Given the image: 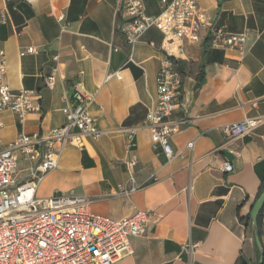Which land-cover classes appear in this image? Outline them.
Listing matches in <instances>:
<instances>
[{"label": "crops", "instance_id": "0c3cea01", "mask_svg": "<svg viewBox=\"0 0 264 264\" xmlns=\"http://www.w3.org/2000/svg\"><path fill=\"white\" fill-rule=\"evenodd\" d=\"M117 2L0 0L6 82L16 92H38L41 104L23 122L14 111L0 110V147L22 132L64 126L63 108L81 83L102 136L83 138L82 146L56 144L59 165L40 182L38 195L82 196L92 212L114 219L150 211L144 234L132 238L134 254L115 264H257L253 226L247 230L241 218L251 215L264 186V0H199L215 26L247 32V53L242 59L237 48L211 47L210 28L199 41L180 42L175 56L183 93L171 119L184 123L171 142L184 156L171 159L153 149L147 123L166 56L164 34L152 27L132 48ZM144 3L150 15L162 11L161 0ZM29 46L37 51L22 55ZM114 72L121 78L107 79ZM51 74L52 89L44 83ZM254 117L263 121L252 132L227 136V124ZM224 161L233 171L223 169ZM261 240L264 248V234Z\"/></svg>", "mask_w": 264, "mask_h": 264}, {"label": "built area", "instance_id": "2783aa9c", "mask_svg": "<svg viewBox=\"0 0 264 264\" xmlns=\"http://www.w3.org/2000/svg\"><path fill=\"white\" fill-rule=\"evenodd\" d=\"M161 4L162 11L150 15L144 0H118L116 11L124 20L122 30L132 48L152 27L164 34L166 56L156 76V104L147 114V123L153 149H161L171 159L184 156L171 142L184 123L171 119L183 93L184 76L175 56L180 42L199 41L201 31L210 28L211 47L237 48L243 59L248 37L247 32L234 33L215 26V19L207 14L199 0H161ZM57 19L64 22L65 15L60 14ZM36 51L35 46H29L21 54ZM7 68V54L0 50V110L14 111L23 122L28 113L41 111L40 96L34 90H12L5 79ZM112 77L121 78V74L111 73L107 79ZM44 83L54 88L55 74L45 77ZM73 96L74 100L63 108L67 119L64 126L49 132H22L14 141L0 147V264H115L134 254L132 238L143 235L146 230L150 211L138 210L114 219L92 212L89 201L82 196L61 192L48 197L38 195L40 182L59 165L61 151L56 144L61 148L82 146L83 138L98 140L102 136L81 83L77 84ZM262 121V117L246 118L227 124L224 130L228 137L239 136L252 132ZM134 132L128 134L129 146L133 145ZM193 147V140L186 144L190 150ZM135 163L133 158L127 164ZM223 169L233 171L232 162L224 161ZM152 177L158 180L155 174ZM138 187L121 186V191ZM196 245L189 244L188 248Z\"/></svg>", "mask_w": 264, "mask_h": 264}, {"label": "water", "instance_id": "95a60500", "mask_svg": "<svg viewBox=\"0 0 264 264\" xmlns=\"http://www.w3.org/2000/svg\"><path fill=\"white\" fill-rule=\"evenodd\" d=\"M263 207H264V191L261 193L259 198L254 203L252 207V211H251V219H252V226L254 229V237H255V241L258 246V249L260 251V259L257 264L264 263V248L262 245V240L260 238L259 227H258V215L260 211L263 209Z\"/></svg>", "mask_w": 264, "mask_h": 264}, {"label": "trees", "instance_id": "16d2710c", "mask_svg": "<svg viewBox=\"0 0 264 264\" xmlns=\"http://www.w3.org/2000/svg\"><path fill=\"white\" fill-rule=\"evenodd\" d=\"M264 190V186L262 187V190L260 191L259 195L257 198H259V196L261 195V193ZM241 220L245 223L246 225V229L252 230V221H251V215L245 217V218H241ZM258 227H259V234H260V238L262 239V236L264 234V207L263 209L260 211L259 215H258Z\"/></svg>", "mask_w": 264, "mask_h": 264}]
</instances>
